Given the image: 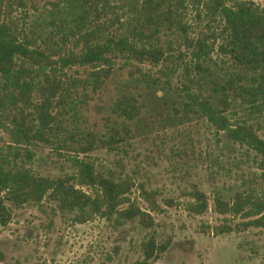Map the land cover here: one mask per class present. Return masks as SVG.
Here are the masks:
<instances>
[{"label":"rangeland","instance_id":"rangeland-1","mask_svg":"<svg viewBox=\"0 0 264 264\" xmlns=\"http://www.w3.org/2000/svg\"><path fill=\"white\" fill-rule=\"evenodd\" d=\"M104 1L108 5L103 6ZM254 1L264 4V0ZM58 2L61 0H0V19L15 26L19 33L33 37L34 46L49 53L52 61L57 57L54 50L59 47L54 41H59L60 36L47 23L51 8ZM90 4L97 10L91 23H97L103 34L123 29L127 0H91ZM182 19L190 23L188 35L207 31V23L213 26L202 11L197 14L193 7L187 8ZM136 67L157 74L159 64L114 55L106 65L75 63L52 71L46 67L55 83L48 88L43 77L39 78L46 87L43 90L49 93V111L56 122L71 132L73 141L79 140L86 130L105 137L111 126L120 128L125 124L128 131H120L115 137L119 141L112 146L98 145L76 155L73 147L67 146L71 138L56 126L50 131L49 140L32 138L27 146L32 155L28 160L23 156L21 161L37 175L63 176L75 171L72 156L89 159L95 169L129 181V202L147 211L153 224L144 228L136 219L116 224L99 215L78 221L74 212L59 209L55 200L46 197L20 205L5 200L10 218L0 225V264H139L140 242L150 232L155 242L165 244V248L144 264H264V228L240 229L239 223L245 218L222 215L212 209L216 191L224 198L249 189L260 191L263 182L256 167L259 156L245 144L227 138L223 130H217L200 115L169 118L173 110L160 101H145L138 118L119 116L112 110V103L127 90L137 95L139 87L130 79ZM95 69L106 75L94 83L90 72ZM180 70L171 78L173 86L180 85ZM156 94L162 92L157 90ZM43 96L40 89L34 88L31 104L22 108V115L32 128L37 123L35 106ZM263 105L252 108L235 102L231 119L246 120L264 140ZM10 117L11 114L0 116V149L9 157L15 146ZM141 187L153 192L151 199L144 196ZM193 188L202 191L208 203L200 213L185 208L186 201L192 200L188 192ZM81 189L92 191L87 186ZM224 224L231 230L217 232Z\"/></svg>","mask_w":264,"mask_h":264},{"label":"trees","instance_id":"trees-1","mask_svg":"<svg viewBox=\"0 0 264 264\" xmlns=\"http://www.w3.org/2000/svg\"><path fill=\"white\" fill-rule=\"evenodd\" d=\"M90 1L61 0L51 8L47 24H52V32L60 36L59 41H54L59 47L54 50L57 57L52 61L49 53L34 46L33 37L19 33L15 26L0 19V116L11 114L10 133L15 144L11 157L0 149V225L10 218L5 200L20 205L38 202L43 197L55 200L61 210L74 212L78 221L99 215L116 224L135 219L144 228L153 224L147 211L129 202L128 180L97 170L91 160L76 156L98 145L116 144L119 139L115 137L122 130L128 131L127 126L123 124L121 129L111 126L105 137L90 130L80 131L82 137L73 141L71 132L50 113L49 93L43 90L46 87L42 81L47 82L48 88L55 84L46 67L52 71L75 63L106 65L112 56L120 55L137 62L148 60L159 67L157 74L139 67L130 74L139 91L137 97L128 90L121 92L113 101L112 110L119 116L138 118L145 101H160L173 110L169 118L200 115L217 130H223L227 138L255 150L259 156L258 176L263 182L260 191L249 189L229 198L216 191L212 195V209L222 215L245 218L239 223L240 229L264 228V140L246 120L231 119L235 102L252 108L264 104V4L254 0H127L123 29L103 34L97 23H91L97 10ZM104 5L108 2L104 1ZM188 7L195 8L197 14L202 11L213 26L207 23V31L188 35L190 23L182 19ZM163 35L166 38H161ZM51 63L54 65L50 66ZM179 69L183 78L179 86H173L171 78ZM90 74L95 83L106 72L95 69ZM34 88L40 89L44 96L35 106L37 123L32 128L22 115V108L31 104ZM157 90L162 94L158 96ZM56 126L72 140L67 146L76 152L70 158L75 171L63 176L37 175L21 161L22 157L30 159L32 151L27 146L32 138L47 141ZM81 186L91 187L92 191L86 192ZM140 191L148 199L153 196L151 190L141 187ZM188 194L192 197L185 203L188 211L200 213L207 208L202 191L193 188ZM121 203L126 205L118 207ZM230 230L224 224L217 232ZM140 246L139 264L165 248V244L155 242L152 232Z\"/></svg>","mask_w":264,"mask_h":264}]
</instances>
